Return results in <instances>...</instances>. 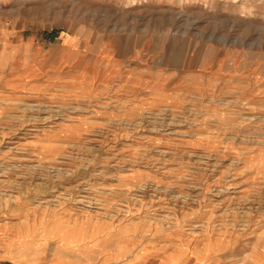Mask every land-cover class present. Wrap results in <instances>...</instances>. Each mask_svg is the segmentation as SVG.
Here are the masks:
<instances>
[{
  "label": "rangeland",
  "instance_id": "rangeland-1",
  "mask_svg": "<svg viewBox=\"0 0 264 264\" xmlns=\"http://www.w3.org/2000/svg\"><path fill=\"white\" fill-rule=\"evenodd\" d=\"M263 211L264 0H0V264L177 260Z\"/></svg>",
  "mask_w": 264,
  "mask_h": 264
},
{
  "label": "crops",
  "instance_id": "crops-1",
  "mask_svg": "<svg viewBox=\"0 0 264 264\" xmlns=\"http://www.w3.org/2000/svg\"><path fill=\"white\" fill-rule=\"evenodd\" d=\"M257 218V227L252 228L251 230L249 229V232H244L234 237H230V235L224 233L212 234L210 235L209 239H205L206 242H204V246L202 244L201 238L195 240V242H193L191 254L182 257L179 254L177 260H174L172 258L170 259L169 255L166 256L163 254H161V256H153L152 254L149 259L148 257L147 259H140L141 256L136 255L137 258L127 257L129 259L126 258V260H124V264H264V211L262 214L259 213V216H257ZM243 224L244 223L242 222L239 225ZM92 247L93 246L88 247L86 251L88 253L91 251H96V248ZM98 251L99 253H102L103 256L105 255L104 251L106 252V250L103 249L102 246L97 247L96 253H98ZM106 261V257L105 260H103L101 256L97 264H107ZM93 263L94 259L91 264ZM16 264L26 263L18 261ZM31 264L43 263H40L39 261ZM49 264L53 263L50 262ZM114 264L122 263L115 262Z\"/></svg>",
  "mask_w": 264,
  "mask_h": 264
},
{
  "label": "bare ground",
  "instance_id": "bare-ground-1",
  "mask_svg": "<svg viewBox=\"0 0 264 264\" xmlns=\"http://www.w3.org/2000/svg\"><path fill=\"white\" fill-rule=\"evenodd\" d=\"M145 3L147 2V1H149V0H143ZM132 5V4H131ZM140 5V4H139ZM132 7V6H131ZM117 8V7H116Z\"/></svg>",
  "mask_w": 264,
  "mask_h": 264
}]
</instances>
